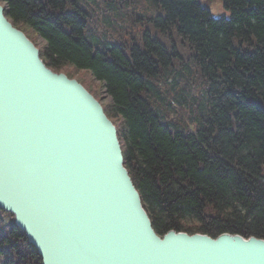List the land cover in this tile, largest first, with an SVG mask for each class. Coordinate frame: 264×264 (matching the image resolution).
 <instances>
[{"label": "trees", "instance_id": "trees-1", "mask_svg": "<svg viewBox=\"0 0 264 264\" xmlns=\"http://www.w3.org/2000/svg\"><path fill=\"white\" fill-rule=\"evenodd\" d=\"M219 1L229 17L200 0H0L15 26L44 39L47 66L86 73L97 98L89 79L106 91L159 235L264 238V0ZM125 20L121 34L109 32ZM23 255L41 264L0 209V264Z\"/></svg>", "mask_w": 264, "mask_h": 264}, {"label": "water", "instance_id": "water-1", "mask_svg": "<svg viewBox=\"0 0 264 264\" xmlns=\"http://www.w3.org/2000/svg\"><path fill=\"white\" fill-rule=\"evenodd\" d=\"M0 208L41 264H264V239L159 235L101 102L47 66L1 3Z\"/></svg>", "mask_w": 264, "mask_h": 264}, {"label": "rangeland", "instance_id": "rangeland-1", "mask_svg": "<svg viewBox=\"0 0 264 264\" xmlns=\"http://www.w3.org/2000/svg\"><path fill=\"white\" fill-rule=\"evenodd\" d=\"M135 5H137L139 8H142L143 6H144V3L142 4V3H140V2H135ZM206 6H210L211 8V13L214 15V16H220V14L223 12V8H222V3H221V1H219V0H216V1H212V2H207V4H206ZM89 7H90V9H92V8H95L92 4H90L89 3ZM127 25H129V23H128V21L127 20H125L119 27H114V28H111L110 30H109V32H113L114 34L116 33V32H118L119 34H121L120 32V28H122V27H126ZM130 26V25H129ZM124 29H127V28H124ZM128 31H130L129 29H127ZM122 36L123 37H125V38H127V33L125 34V33H123L122 34ZM36 42L38 43V44H42V41H40V39H38L37 38V40H36ZM69 73L70 74H75V71L72 69H69ZM81 73V72H80ZM75 77H78V78H80V79H86V76L83 74H75ZM198 82V81H197ZM199 83V82H198ZM89 86L91 87L92 86V88H96V90H97V93L99 94V99L103 102V103H105V101H108L109 100V98H108V96L103 92V90H102V88H101V90H98V87H97V85L95 86V83H93V81L92 82H90V79H89ZM200 84V83H199ZM201 86H202V84H200ZM200 85H198V87L200 88ZM195 86H196V84H195ZM190 128L192 129L193 128V126H190ZM1 209V208H0ZM1 210H3V209H1ZM3 211H5V210H3ZM7 212V211H6ZM10 213V212H9ZM24 259H25V256L23 255V258H21V260H19V259H15L14 260V264H25V262H24ZM10 264V263H9Z\"/></svg>", "mask_w": 264, "mask_h": 264}, {"label": "bare ground", "instance_id": "bare-ground-1", "mask_svg": "<svg viewBox=\"0 0 264 264\" xmlns=\"http://www.w3.org/2000/svg\"><path fill=\"white\" fill-rule=\"evenodd\" d=\"M201 1V3L203 4V5H206L207 4V2H212V1H216V0H200ZM207 8H211L210 6H206ZM210 11H211V9H210ZM220 15H223V16H225V17H229L228 16V13L226 12V11H224L223 10V12L220 14ZM10 20V19H9ZM11 21V20H10ZM12 22V21H11ZM12 24L13 25H15L13 22H12ZM17 27V26H16ZM22 30V29H21ZM28 33H32L33 32V30H34V27H32V26H30L28 29ZM26 34V33H25ZM27 35V34H26ZM28 36V35H27ZM32 36V38H30L29 36V38L36 44V47L40 50V55H41V47L44 45V39L40 36V35H31ZM37 38L38 39H40V41H42V44L40 43V44H38L37 42H36V40H37ZM43 59V58H42ZM44 60V59H43ZM45 62V61H44ZM58 72V71H57ZM59 72H64L65 74H67V76L69 77V78H74V79H76V80H78L90 93H91V91L87 88V84L85 83H82L81 81V79L80 78H78V77H75V74L77 73V74H86V73H78V72H76L75 71V74H69L68 72H66V71H59ZM98 81L96 80V83H95V86L98 84L97 83ZM99 85H100V83H99ZM96 89V88H95ZM98 90H101V89H98ZM103 90V92L108 96V94L106 93V91H104V89H102ZM96 99H98L100 102H101V105H102V108H103V111L105 112V114L108 116V118L113 122V124L116 126V128H117V125L115 124V122L111 119V117L107 114V112H106V109H105V106H104V103L99 99L100 97H96L93 93H91ZM108 98H109V100H110V97L108 96ZM109 100L108 101H105V103L106 102H109ZM117 133H118V131H117ZM118 138H119V136H118ZM120 140V139H119ZM121 147H122V144H121ZM122 152H123V150H122ZM124 156V155H123ZM125 165V164H124ZM129 172V171H128ZM131 176V175H130ZM138 190V189H137ZM140 197H141V195H140ZM141 201H142V198H141ZM142 204H143V202H142ZM144 206V205H143ZM145 208V207H144ZM146 210V209H145ZM147 211V210H146ZM149 215V214H148ZM150 217V216H149ZM150 220H151V218H150ZM152 222V221H151ZM172 230H176V229H172ZM179 231H184V232H187V231H185V230H179ZM187 233H189V232H187ZM194 233H196V232H194ZM200 233V232H199ZM222 233H231V232H222ZM222 233H220V234H222ZM189 234H193V233H189ZM203 234H207V233H203ZM220 234H218L217 236H219ZM231 234H239V235H241V236H243L244 237V239H249L250 237H255V238H258V239H264L263 237H259V236H256V235H249V236H245V235H243V234H240V233H231ZM209 235V234H208ZM209 236H211V235H209ZM217 236H211V237H213V238H215V237H217Z\"/></svg>", "mask_w": 264, "mask_h": 264}]
</instances>
